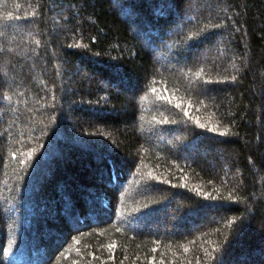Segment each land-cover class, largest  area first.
<instances>
[{
	"label": "trees",
	"instance_id": "16d2710c",
	"mask_svg": "<svg viewBox=\"0 0 264 264\" xmlns=\"http://www.w3.org/2000/svg\"><path fill=\"white\" fill-rule=\"evenodd\" d=\"M0 264H264V0H0Z\"/></svg>",
	"mask_w": 264,
	"mask_h": 264
}]
</instances>
